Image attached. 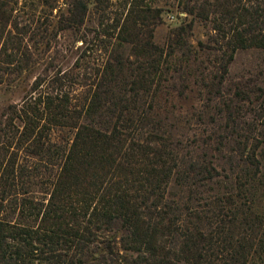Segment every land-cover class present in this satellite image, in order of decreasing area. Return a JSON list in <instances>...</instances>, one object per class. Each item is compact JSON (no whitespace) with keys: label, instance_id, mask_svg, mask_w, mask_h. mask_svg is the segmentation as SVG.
Here are the masks:
<instances>
[{"label":"trees","instance_id":"obj_1","mask_svg":"<svg viewBox=\"0 0 264 264\" xmlns=\"http://www.w3.org/2000/svg\"><path fill=\"white\" fill-rule=\"evenodd\" d=\"M157 1L0 0V91L25 92L0 105V264H264V121L223 174L181 167L150 115L177 52L188 68L221 51V92L235 53L264 49V0H178L166 47L154 37L171 7ZM196 21L211 23L197 47ZM60 39L65 54L81 42L68 67L50 55Z\"/></svg>","mask_w":264,"mask_h":264},{"label":"rangeland","instance_id":"obj_2","mask_svg":"<svg viewBox=\"0 0 264 264\" xmlns=\"http://www.w3.org/2000/svg\"><path fill=\"white\" fill-rule=\"evenodd\" d=\"M156 5L171 7V11L165 13L163 23L156 28L154 37L157 44L166 47L171 41L172 29L182 20L178 17V0H158ZM181 15L185 16V13ZM210 27V22L205 25L196 21L191 35L187 37L190 43L197 47L199 41H207ZM62 42L64 44V39L58 43V54L52 52L50 55H57L55 62L63 61L64 67H68L75 63L78 57L76 46L81 42L67 54L60 52ZM36 53L34 58L39 62L31 73L30 81L43 71L48 56L39 51ZM221 53L218 50L203 51L199 56L203 66L199 62L188 68L177 61L180 60L179 52L172 55V68L155 95L150 115L152 123H157L163 136L175 149L181 167L192 161L210 162L223 174H229L239 162L236 151L238 140L245 136L251 140L261 138L264 109L261 107L262 97L256 89L264 88V49L238 50L225 75L224 87L218 92L212 81L215 75L220 74L217 66ZM173 81L178 83L177 87L173 86ZM28 88L26 86L25 89ZM238 90L248 92V98L237 95ZM24 93V90H15L13 86L4 87L0 91V105L20 102ZM227 105L235 111V124L228 118ZM169 191L177 199H186L188 195L186 187L174 182H171Z\"/></svg>","mask_w":264,"mask_h":264}]
</instances>
